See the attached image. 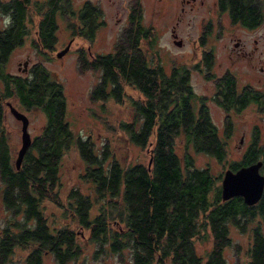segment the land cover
Segmentation results:
<instances>
[{"label": "trees", "instance_id": "trees-1", "mask_svg": "<svg viewBox=\"0 0 264 264\" xmlns=\"http://www.w3.org/2000/svg\"><path fill=\"white\" fill-rule=\"evenodd\" d=\"M260 4V0H218L219 8L226 9L233 22L242 19L245 25L252 24ZM30 5L31 0H0L4 18L0 24V100L14 98L26 110L37 109L45 117L41 133L32 139L16 169L1 129L0 102V201L9 211L0 239V264L18 246L32 247L23 264H42L44 254H51L56 264H67L82 253L78 235L67 222L49 224L44 201L61 206V219L66 209L71 210L77 225L88 232L87 241L95 245V254L109 251L122 257L127 250L131 264H227L224 249L232 246V225L242 233L249 228L248 264H264V190L251 206L240 196L222 201V173L214 176L209 166L196 167L192 156L202 153L214 158L224 167L222 172L261 161L264 175V138L260 142L254 135L239 161L222 164L225 141L206 108L194 110L196 95L188 85L186 65L174 63L167 71L159 59H148L149 51L142 43L150 49L155 31L141 24V4L135 0L129 7V24L112 50L95 54L91 60L79 50L78 65L99 72L89 94L91 101L111 99L121 104L128 99L131 103L133 120L120 122L118 128L135 146H151L150 165H123L107 145L98 152L89 137L75 134L65 120V96L55 74L41 62L25 77L5 72L8 54L28 35ZM34 7L39 17L36 46L46 53L56 50L57 14L68 18L72 33L81 21L89 40L105 25L101 8L90 2L81 10L71 8V0H46ZM221 83L224 100L234 106L237 92L232 79L225 76L218 79V86ZM126 86L137 97L127 96ZM226 120L227 136L233 124L229 117ZM70 148L76 149L85 164L82 178L88 192L70 189L68 206H63L58 201L59 171ZM201 235L211 237L204 257L195 248Z\"/></svg>", "mask_w": 264, "mask_h": 264}, {"label": "rangeland", "instance_id": "rangeland-1", "mask_svg": "<svg viewBox=\"0 0 264 264\" xmlns=\"http://www.w3.org/2000/svg\"><path fill=\"white\" fill-rule=\"evenodd\" d=\"M7 1V0H1ZM43 0H31L28 10V35L24 38L21 45L14 48L8 54L5 61V72L12 75H29L31 67L37 62H41L45 68L55 74L62 86L65 96L66 111L65 120L68 122L71 130L83 138L89 137L94 144L95 149L99 152L102 146L112 151L115 157L123 165L140 162L147 164L149 161V147L144 149L135 146L127 140L126 135L118 128L120 122H131L134 118L133 108L128 99L121 104L115 103L109 99L105 102H94L90 99V91L97 83L99 72L92 71L88 68L81 69L78 65L77 50H85L88 56L86 46L78 38H74L68 51L62 56L56 54L64 49L69 39V28L64 25L69 22L65 16L58 19L60 29L57 34L56 50L52 53H46L37 48V23L39 17L36 14L35 3ZM87 0H71V8L77 9L79 5ZM98 5L102 12V19L105 25L98 31V34L90 49L92 54H106L113 48L114 43L119 37L122 29L127 23V13L129 7L135 0H88ZM143 9L142 24L154 28L155 37L152 40L151 48L147 49L145 43H142L144 50L149 51L148 59L158 61L166 70L171 64L193 65L199 63L200 52L205 47H210L209 51L214 54V65L211 69L216 75L222 74L226 67H232L234 60H228V50L232 48L231 37H235L236 27L230 25L225 20H219L216 0H195L190 1L192 4L182 5V0H137ZM184 6V11L181 8ZM190 8L192 10H190ZM226 19V16L221 17ZM2 12L0 11V24L3 22ZM68 21V22H67ZM206 22L214 26L213 38L210 43L204 44V34H201L202 26ZM71 28V26H70ZM212 28V31H213ZM171 29H175L178 36L181 37L180 46L174 43L171 36ZM221 30L224 32L221 33ZM71 31V30H70ZM216 37L214 38V36ZM256 33L249 35V39L255 37ZM204 40V42L202 41ZM251 44V42L249 41ZM67 45V44H66ZM261 46H259V49ZM193 58L192 54L195 53ZM190 57L189 61L188 58ZM192 58V60H191ZM183 59H186L182 62ZM191 60V61H190ZM28 62L26 66L24 63ZM85 68V67H84ZM190 83L196 94L210 96L213 94L214 86L211 82L205 81L201 72L196 69L191 73ZM1 89V85H0ZM127 96L137 97L135 90L127 87L124 89ZM3 106V118L1 129L7 135V142L12 149V161H15L17 151L20 148V128L21 123L17 121L10 113L6 102H10L16 109L24 113L28 119V132L31 138L41 133L45 124L44 115L37 109L26 110L18 104L16 99H1ZM211 121L217 127L219 135L225 141V159L222 164L232 161H239L244 155L247 147L251 143L254 135L259 138L260 142L264 138V107L255 109V115L246 111L243 114L234 113L231 119L233 127L226 136L224 131V119L226 114L222 108H218L213 102H207ZM196 167L209 166L214 176L223 174L221 164L214 158L202 153H192ZM225 166V165H224ZM85 164L75 148L68 149L61 162L58 180V201L63 206L66 203L67 193L72 188H79L84 193L88 188L82 174L84 173ZM221 174V175H222ZM1 185V184H0ZM44 214L49 220V224L59 225L66 223L77 233V242L82 247V253L67 264H131L130 253L124 250L121 255L104 251L95 254V245L87 241L88 232L82 230L76 223V219L71 215V210L64 212L62 217L61 206L52 201L43 202ZM68 211V212H67ZM9 211H6L0 201V239L3 237V228L6 225ZM229 236L232 246L224 249V257L227 264H248L247 250L250 245L249 228L245 232L230 225ZM211 247L210 235H201L195 241L197 254L204 257ZM32 247H15L10 256L7 257L5 264H23L28 252ZM42 264H56L51 254L42 256Z\"/></svg>", "mask_w": 264, "mask_h": 264}, {"label": "flooded vegetation", "instance_id": "flooded-vegetation-1", "mask_svg": "<svg viewBox=\"0 0 264 264\" xmlns=\"http://www.w3.org/2000/svg\"><path fill=\"white\" fill-rule=\"evenodd\" d=\"M38 1V2H45ZM190 1L195 2V0H182V5L192 3ZM261 1V6L258 11L255 13L254 21H251V25H245L242 21V19H239L236 23L232 21L229 12L226 9H220L218 6V0H216V6L217 11L219 14V20H225L228 24L233 25L236 27V34L235 37H231L232 40V48L228 50L227 59L228 60H234L235 63H233L232 67H226L225 71L220 74L216 75L213 71H211L213 65H214V54L209 51L210 47H205L206 43H210L212 41V34L214 33L213 24L210 22H206L202 26L201 34H204L202 41L204 44L202 45L204 50L200 52L199 57V63L194 64L193 63L186 65L184 67V70L187 71V81L188 85L191 88V91L196 95V98L194 100V110H198L200 107H204L207 110V113L209 114V109L207 106V102H213L214 105H216L218 108H222L224 113L226 114V117L230 118L231 124H233V120L231 117L234 113L243 114L246 111H249L255 115V109L263 108L264 107V0ZM86 2L90 1H84L82 2L77 10H81V8L84 6ZM203 0H201V3ZM92 5V2H90ZM98 6V5H97ZM142 9V6H141ZM184 6L181 8V12L184 11ZM190 10H192L190 8ZM138 14L137 11H135V15ZM226 16V19H223L221 17ZM66 17V16H65ZM136 18V16H135ZM141 18H143V9H142V15ZM61 17L57 14V24H58V30L56 33L59 32L60 24L59 20ZM127 23L126 26L129 24V12L127 13ZM138 19V18H136ZM139 21V20H138ZM141 19V24H142ZM98 20L95 21V28L97 27ZM105 23V21H104ZM143 25V24H142ZM64 27H67L64 25ZM213 28V31H212ZM95 38L98 34V31L95 30ZM224 30H221V33H223ZM69 33V39L67 40V43L70 41V45L74 38H78L80 42L87 44L86 50L89 55H86V52H83L85 50L78 49L77 51L83 52V57H86L88 60H91L92 57L95 54L90 55V49L92 47V44L95 39L89 40V35L84 33V27L81 24V21H77V27L76 31L72 33L70 30ZM252 33H256L255 37H252L249 39V35ZM86 35V36H85ZM171 36L174 41H181V37L178 36L175 29H171ZM216 35L214 36V38ZM58 40V38H57ZM251 42V44L249 43ZM66 43V44H67ZM65 44V46H66ZM182 45V44H181ZM64 46V47H65ZM259 46L261 48L259 49ZM97 54V53H96ZM196 52L192 54L193 58L195 56ZM78 56V53H77ZM190 57L188 58L189 61ZM186 59H183L185 61ZM192 60V58H191ZM190 60V61H191ZM26 65L28 62H25ZM170 68V67H169ZM167 71H170L169 69ZM196 69V71L201 72L202 78L207 81L211 82L214 86L213 94L210 96L205 95H199L196 94L192 88V85L190 83L191 80V73ZM225 76H228L232 79L233 85L235 87V90L237 92V103L234 104V106L230 107L229 104L224 100V97L222 96V83L221 86H218V79L224 78ZM218 86V87H217ZM7 103V102H6ZM6 105V104H5ZM18 110V109H17ZM210 116V114H209ZM29 121V119H28ZM227 123L226 118L224 119L225 126ZM29 124V122H28ZM31 137V136H30ZM31 138V142H32Z\"/></svg>", "mask_w": 264, "mask_h": 264}, {"label": "water", "instance_id": "water-1", "mask_svg": "<svg viewBox=\"0 0 264 264\" xmlns=\"http://www.w3.org/2000/svg\"><path fill=\"white\" fill-rule=\"evenodd\" d=\"M178 46L181 45V41H174ZM70 41L67 45L59 51L56 56L62 57L69 49ZM26 66V63H24ZM12 116L21 123L20 128V148L17 151V155L14 161L16 169H19L23 156L31 145V137L28 132V117L16 109L10 102L6 103ZM148 161V166L150 165ZM261 161H256L247 166H242L236 171L226 169L221 177L220 182V194L222 201H226L234 196H240L245 205L251 206L257 203L264 190V175L260 171Z\"/></svg>", "mask_w": 264, "mask_h": 264}]
</instances>
